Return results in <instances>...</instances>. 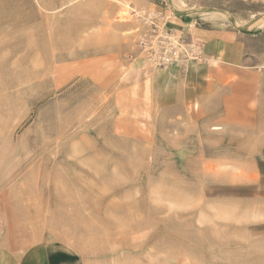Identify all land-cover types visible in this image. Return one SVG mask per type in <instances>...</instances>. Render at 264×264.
<instances>
[{
    "label": "rangeland",
    "instance_id": "374dc122",
    "mask_svg": "<svg viewBox=\"0 0 264 264\" xmlns=\"http://www.w3.org/2000/svg\"><path fill=\"white\" fill-rule=\"evenodd\" d=\"M198 29L264 57V0H0L3 249L49 232L77 264H264L255 129L217 96L159 105Z\"/></svg>",
    "mask_w": 264,
    "mask_h": 264
},
{
    "label": "crops",
    "instance_id": "0c3cea01",
    "mask_svg": "<svg viewBox=\"0 0 264 264\" xmlns=\"http://www.w3.org/2000/svg\"><path fill=\"white\" fill-rule=\"evenodd\" d=\"M198 31L204 41L202 59L188 60L183 64L177 60L168 67L167 71H173L177 79L179 75L181 81L177 89L159 94L162 95L159 105H162V111H167L165 106L169 105L187 112L191 104L193 111L197 108L196 111L201 113L207 111L204 106L212 101L210 97H219L217 106H221L222 120L229 125L227 127L255 129L254 180H261L264 176V57L253 52L249 39L243 34ZM217 83L223 87L216 86ZM235 108L237 116H229ZM245 112L249 114L245 115ZM228 118L233 121L229 122ZM35 217L40 218L39 215ZM44 234L45 237L33 239L25 245L24 240L23 245L4 249L0 246V264H77L76 256L52 244L49 232Z\"/></svg>",
    "mask_w": 264,
    "mask_h": 264
},
{
    "label": "bare ground",
    "instance_id": "6f19581e",
    "mask_svg": "<svg viewBox=\"0 0 264 264\" xmlns=\"http://www.w3.org/2000/svg\"><path fill=\"white\" fill-rule=\"evenodd\" d=\"M81 54V53H80ZM21 129V128H20ZM27 188V187H26ZM18 192V191H17ZM20 198V197H19ZM26 201V200H25ZM27 202V201H26ZM33 202V201H32ZM27 203H30V202H27ZM32 204V203H31ZM17 205H20V204H18L17 203ZM24 205V204H23ZM8 217V216H7ZM9 221V220H8ZM8 225V224H7ZM8 230V229H7ZM7 234V233H6ZM10 242H11V240H10Z\"/></svg>",
    "mask_w": 264,
    "mask_h": 264
}]
</instances>
